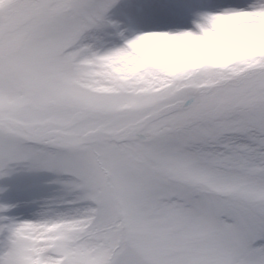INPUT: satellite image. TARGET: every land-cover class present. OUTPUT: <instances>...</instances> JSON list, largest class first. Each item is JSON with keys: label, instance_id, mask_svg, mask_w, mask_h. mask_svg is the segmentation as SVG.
Returning a JSON list of instances; mask_svg holds the SVG:
<instances>
[{"label": "snow or ice", "instance_id": "snow-or-ice-1", "mask_svg": "<svg viewBox=\"0 0 264 264\" xmlns=\"http://www.w3.org/2000/svg\"><path fill=\"white\" fill-rule=\"evenodd\" d=\"M117 3L0 0V180L58 185L0 264H264V0Z\"/></svg>", "mask_w": 264, "mask_h": 264}, {"label": "rangeland", "instance_id": "rangeland-1", "mask_svg": "<svg viewBox=\"0 0 264 264\" xmlns=\"http://www.w3.org/2000/svg\"><path fill=\"white\" fill-rule=\"evenodd\" d=\"M176 0H118L109 11V19L120 25V28L131 30H147L162 23L157 19L156 5L173 3ZM235 3H248L251 0H233ZM109 28L98 35L105 47L118 46L121 41L113 35ZM53 176L48 173L19 172L6 180H0V203L15 204L9 215L23 219L35 218L40 211V204L58 194V185L51 184Z\"/></svg>", "mask_w": 264, "mask_h": 264}, {"label": "clouds", "instance_id": "clouds-1", "mask_svg": "<svg viewBox=\"0 0 264 264\" xmlns=\"http://www.w3.org/2000/svg\"><path fill=\"white\" fill-rule=\"evenodd\" d=\"M262 46H264V45H262ZM244 51H246V49L245 50L236 51L233 54L243 55L244 54Z\"/></svg>", "mask_w": 264, "mask_h": 264}]
</instances>
